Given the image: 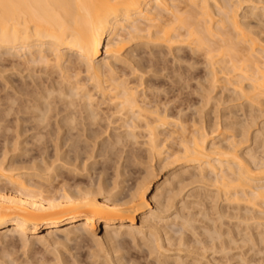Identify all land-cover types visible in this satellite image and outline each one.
<instances>
[{
  "label": "bare ground",
  "instance_id": "bare-ground-1",
  "mask_svg": "<svg viewBox=\"0 0 264 264\" xmlns=\"http://www.w3.org/2000/svg\"><path fill=\"white\" fill-rule=\"evenodd\" d=\"M139 46L146 47L147 51H153V54L147 52L150 54L149 58L143 59L142 56L136 58L134 54H131L132 47ZM183 47H188L190 54L182 53ZM156 52L163 57L154 61L150 56H154ZM167 55L171 56L172 64L180 63L182 60L193 67L198 63L200 66L203 65L206 69L203 74L207 80L204 78V83L209 82L207 84L210 87L207 88L212 91L215 90V83L218 80L223 79L226 82L234 80L239 84L235 83V86L232 84L231 91L235 96L238 95L236 97L241 96L237 99L245 97L246 99L255 98L253 101L248 100L251 103L257 101L260 98H257L259 95L264 97V0H0V91L4 92L3 95L0 93V101L3 97L9 105L7 109H2L0 105V113L2 112L0 130L5 131L3 137H0V139L3 138L2 144L0 143V243L5 244L6 249L12 248L18 240L26 246L34 240L53 241L56 244L58 243L56 236L61 233L66 237L73 234L74 237L82 240L89 239L99 244L103 242V239L114 240L119 233H126L128 236L132 235L135 241L134 238L143 233V225L146 224L148 239L145 240L144 235V239L141 240H145L146 244L142 245L148 246V253L154 255L159 264L170 263L172 239L168 228L166 227L167 231L165 227L162 229L163 225L159 223H166L169 220L176 222L179 218H183L180 222L186 223L184 226H187V223L191 224L188 219L180 216L181 213L179 214L184 208L179 207V210L176 206L175 198H178L177 194L181 192L173 194V190L170 191L171 184L167 183L169 192L167 195L163 194L160 200L158 197L160 195L155 192L160 191L162 186L154 182L156 175L152 173L153 171L150 173L147 171L140 181L133 187L127 186L124 192L126 187L121 183L126 180L118 179L122 173L118 168L123 164H119L120 167L117 166L116 177L111 182L102 176L104 172L102 170L98 173L100 176L93 180L90 171L93 172L95 169L94 158L97 156L93 149L99 143L107 144L103 145V148H109V150L105 148L103 150L102 145H99L102 152L107 150V154L112 152L113 155L115 151H118V149L112 151L117 144L123 145L124 147H121L123 149L128 144L133 146L134 143L141 142L142 145L148 146L149 154L155 158L162 155L165 147L175 146V151L164 154H168V158L173 157L174 162L182 159L190 165V168L193 166L194 169L196 166L198 169L194 170H198V173L195 171L199 174L197 176H200L201 181L207 180L208 186L211 184L215 187L213 188L217 194L214 193V195L217 198V195L219 199L223 197L222 200L231 206L244 205L250 212H248L250 221L246 222L252 223L254 219L255 224H259L261 220L259 216L264 213V155L255 156V149L253 153H250L252 148L245 152L242 150L244 154L241 155L239 149L243 138H238L242 140L238 143L235 141L236 137L228 136L221 139L222 141L220 140L218 144V141H213L218 132V129L217 131L215 129L217 126L214 127L215 124H206L201 116L200 121L194 116L190 122L189 119L185 117L186 121L183 115L182 118L177 113L178 117H174L171 105L168 104L169 100L166 101V98L161 100L162 97H157L159 95L156 98L152 97L153 99L148 98L143 88V91L140 90L142 93L139 94L137 86L142 85V76L136 77L134 73L139 72L144 61L153 66L156 65L154 63L166 62L168 59L165 60L164 56ZM6 56L10 58L15 56L25 63L43 66V74L47 75V78L44 77L46 80L42 78L43 75L40 76L41 74L37 76L35 74L37 78H40L38 80L37 78L35 80L34 74H26V81L27 75L32 80H29L30 83L24 80L21 83L22 77L19 75L20 83L18 84L19 81L16 83L9 74H5L6 71H11L7 70L8 64L6 68L5 64L8 63ZM14 62L11 63L10 69L20 68L21 64L18 66L15 62L14 65ZM27 66L26 70H29L31 66L29 64ZM119 67L127 69L129 67L130 73L127 75L121 72L123 69L119 70ZM41 69L43 68H40V72H42ZM175 71L173 70L172 73ZM186 71L188 72V69ZM177 73L172 76H175V80L179 82L184 73L183 75ZM81 74H84L85 78L83 76L82 78ZM125 74L127 76L133 74L135 78H140L139 83L134 82L136 86H132L133 81ZM52 75L56 79L54 76L52 78ZM186 76H184L185 79ZM244 80L248 81L247 86L240 85V82ZM15 102L17 108L13 109L16 106ZM99 102L111 105V110L114 111L106 116H115L116 119L113 120H118L116 122L118 125L113 126L115 127L113 129L123 128L122 131L117 132L112 129L114 132L111 131L113 134L110 135L108 128L113 120L109 121L108 126L104 122L106 127L101 124L100 127L98 126L100 121L98 113H101L98 110L101 108V105L98 106ZM8 109L15 111H13L15 114L12 113L16 115L13 119L14 126L10 123L11 119H8L10 116H8ZM24 114L27 115L23 116ZM28 114L33 115L27 118ZM49 120L53 123L50 124ZM184 121L189 124L185 125ZM1 122L7 125H2ZM25 122L35 123V125L31 128L30 123L26 127L22 125ZM8 123L13 127L11 128ZM215 123L217 124L216 121ZM245 128L243 127V130ZM30 130L33 132L35 130V133L27 134ZM245 133L243 131V134ZM103 134L105 137L102 136ZM257 135L255 134L256 137ZM246 139L245 141L248 140ZM28 143H33V146L38 144L36 145L39 146L38 155L18 158L17 154L20 150L27 153L28 148L22 145L27 146ZM49 146L52 147V153L48 152ZM123 150L121 151L124 152ZM121 151L119 150V154ZM262 151L264 150L261 149L260 152ZM137 155L139 154L133 156L129 154L135 161L140 157ZM102 157L104 158V155ZM120 157L122 159V156ZM172 160L166 162L169 164ZM126 163L124 166L128 165V163L125 165ZM207 174H211L213 178L207 177ZM197 176H195L196 179L193 178L195 182L198 181ZM193 179L189 180L194 181ZM207 182L201 183L207 184ZM153 188H155L154 195L148 199L147 193ZM178 190H180L179 187ZM149 201L156 203V210L153 211L149 207ZM211 201H213L212 198ZM212 204L216 205V203ZM259 207L262 209H257ZM215 211L213 210V213ZM243 211L246 212L245 209ZM146 212L148 215L140 219L141 226H135L139 215ZM173 212L176 214L171 218ZM232 213V216L235 215ZM238 214L240 213H237V219ZM226 215L227 213L224 216ZM245 215L248 216V214ZM227 216L225 218H229ZM246 218L243 217L242 220ZM256 221L259 222L256 223ZM240 222L244 225L243 221L240 220ZM250 223L249 226H251ZM63 226L66 228L63 229ZM181 227L183 229V226ZM161 229L164 230L165 238L162 237ZM101 230L104 233L102 237L98 235ZM256 230H258L257 227ZM43 231L44 235H41ZM113 233L115 236L112 235ZM182 237H179V243L176 242L178 245L183 244ZM202 245L203 248L206 246L201 244L197 248L201 249ZM179 247H175L176 250L178 248L179 253L178 257H175L174 264H186L187 259L183 260V257L188 258L192 253L191 258L202 256L200 252L189 250L186 246L183 249ZM186 250L187 254H185Z\"/></svg>",
  "mask_w": 264,
  "mask_h": 264
},
{
  "label": "rangeland",
  "instance_id": "rangeland-1",
  "mask_svg": "<svg viewBox=\"0 0 264 264\" xmlns=\"http://www.w3.org/2000/svg\"><path fill=\"white\" fill-rule=\"evenodd\" d=\"M132 50L133 51L131 52V54H134V56L136 58H139V57L141 58V56H142L143 59H145V58H149L150 54H148V53L153 54L152 53L153 51L149 52V51H147L148 49L146 47H143V46H139L137 48L132 47ZM182 50H183V52H182ZM182 50H180L182 53L190 54L188 47H183ZM162 52H164V51H162ZM178 53L180 55H184V54H182L180 52H178ZM70 56H72V55H70ZM74 56L72 58H74ZM155 56H157V57L159 56V57L157 58ZM102 57H103V55H102ZM150 57L153 58L152 60L155 61V60H158V59L160 60L161 59L160 57H163V56H162V54L160 56V54L159 53L157 54V52H156V54L154 56L151 55ZM164 58H165V60L168 59L169 61L167 60L164 63L158 61L159 64L158 63H154L156 65H153V66H152L151 63L148 62V64H147V61L146 62L144 61L143 62V66L140 67L139 72L141 70H143V71H141L140 73L136 72L137 75L134 73V75L136 77H138L139 75L143 77V75H144L143 78L141 77V79H142L141 83L143 82L142 85L141 86L139 85L140 87L137 86L139 94L142 93L143 90H145L144 94L148 98H152V97L156 98L157 95H159L157 97H160V98L162 97L161 100L166 98V101L169 100L168 104H169V106L171 105V108H172L171 112H172V116H174V117H176L177 114H178V116L181 115V117L183 115L184 119L186 117V119L187 120L189 119L188 121L190 122V120L193 119L194 116H195V119L200 121L201 120L200 116H201V118H203L202 120L204 122H206V124H209V125L210 124H212V125L215 124L214 127L217 126V127H215V129H216V131L218 129V132H217V134L215 136V139H213V141H218V144H219V142L222 141L221 139H223L224 137H228L229 136V138H232V136H233V138L236 137L235 138L236 140L235 139H233V140L238 141V143H240L243 140L242 143H240L241 144V146H240L241 148L238 146V148H240L239 152H240L241 155H243L244 152L247 149H251V148H252L251 149L252 151L250 153H253L255 151V156L258 155V157H261V156L264 155V151H262L263 153L260 152L261 149L264 150V147L262 146V145H264V97L262 95H259L258 97L256 95L257 98L260 97L261 99L260 98L259 99L256 98L257 101L255 100V102H252V103L250 101H253L255 98L254 99H246L245 97H242L243 99L242 98L237 99V98H239L241 96L236 97L238 95L235 96L234 93L231 91L232 90V86L231 85L233 84V86H235L234 84L236 82H234V80L233 81L231 80L234 83L229 82V81L226 82L223 79H220V81L218 80L219 82L217 81L215 83L216 84V87L214 88L215 90L212 91L211 89L207 88V87H210L208 85L209 82H205L204 83L205 74H203V73L206 72L205 71L206 69H205V67L203 65L200 66V64L198 63V64L195 65V66H197L196 69H195V66L194 67L190 66V65L186 64L185 61H182V60H181L182 62L180 61V63L172 64L170 55L164 56ZM7 59H8V63L5 62L6 63L5 64L6 68H8L7 66L9 65V68L7 70H11V71H13V73H10L11 71H6L5 70L6 71L5 74L6 75L9 74L10 77L16 83H17V81H19L18 84L20 83V80H18V78H21V77L25 78V79L21 78V80H22L21 83L26 81V74H30V75L34 74V76H35V74H36V76H37V74L38 75L41 74L40 76L43 75V77H42L43 79H45L44 77L47 78V75L45 73H44L45 75L43 74L44 67L43 66L41 67V65H38V64L31 65L32 63H25V62H23L22 59L20 60V58L18 59L15 56H14V58H13V56L11 58L7 57ZM14 61L16 63H18V66L21 64L20 68L17 66L18 68H14L13 70L10 69L11 63L13 64ZM15 62H14V65L16 64ZM23 64H25L26 66L23 65ZM27 64H29L31 66V67H29L30 71L28 69L26 70V68H28ZM24 66H25V69H24ZM184 66H185V68H184ZM32 67L34 68L35 72H33L34 70H33ZM120 67H121V65H120ZM120 67H119V70L123 69L121 72L126 73V74L130 73L129 70H131V69L129 67H128V69L126 67H124V68H120ZM31 68H32L33 71L31 70ZM40 68H43V70L41 69L42 72H40ZM16 69H17V71H16ZM19 69H21V70L24 69L23 71H25V72L22 71L23 72L22 73ZM37 69H38V71H37ZM185 69L186 70L188 69V72H190V73H188ZM203 69H204V71H203ZM173 70L174 71L176 70L181 75H183L182 73H184V76L187 75L186 76L187 78L185 79V77L183 76V78L181 79L182 81L178 79L179 80V82H178L177 79L175 80L176 77L174 76L175 77L174 78L172 76V75L177 73L175 71V73L173 72L174 73L173 74L172 73ZM19 72L22 73V74H20ZM141 73H143V75H141ZM126 74H125V76L128 75V74L127 75ZM18 75L21 76V77H19ZM134 75L133 74L129 75V76H127V78L131 79V81H133V83L135 82L136 84H138L139 81H140L139 80L140 78H135ZM188 75H190V77ZM36 76L34 77L35 80L37 78ZM40 76H38V77H40ZM53 76L54 75H52L51 77L53 78ZM82 76L85 78L84 74H81V77ZM131 76H134V77H131ZM54 78H55V76H54ZM133 78L138 80V81L132 80ZM38 79H40V78H37V80ZM171 79H172V81L174 83H172ZM183 79H184V81H183ZM29 80H31V78L30 77L28 78V75H27V81L26 82L30 83ZM205 80H206V78H205ZM145 82H146V84H144ZM241 82H240L241 86L242 85L243 86L244 85L247 86L248 81L244 80V81H241ZM133 83H131L132 86H136V84L134 83L135 85H133ZM149 83H150L151 87H150ZM238 84L239 83H236V85H238ZM197 86L199 88H197ZM142 88H143V90H142ZM207 89H209V90H207ZM140 90H142V91H140ZM196 90H198V91H196ZM209 92H210L211 96H210ZM0 93L2 95L4 94V92H1V91H0ZM1 94H0V96H1ZM229 94H231V96ZM207 95H209L210 99L207 98ZM231 97H232V99H231ZM1 100L2 101H0L1 102L0 105H2L1 106L2 109L9 106L7 104V101L3 97H2ZM248 100H250V101H248ZM14 104L16 106L13 105V106H15V107H13V109L17 108L16 102ZM58 104L60 105L61 103H58ZM106 104H108V103L99 102L98 106L101 105L100 106L101 108H99L97 106L99 108L98 110L101 112V113L97 112L99 114L98 117H99L100 121H103L105 119L101 123H100V121H98L99 122V125H98L99 127H100V124L103 125L104 127H106L105 123L107 125V124H109V121H111L113 119L114 120L116 119L115 116H113L114 118L111 117V116H106V115H111V113L114 111V110L113 111L111 110L112 109L111 105H109V104L106 105ZM250 105H252V106L249 107ZM9 110L10 109H8L7 112H8V116L9 115L10 116H9V118L8 117H6V118H8L9 120L11 119L10 123H12V125L14 126V123H13L14 120L13 119H15L16 115H13V114H15L14 113L15 111L13 110L14 111L13 112L12 109H11L10 110L11 113H10ZM101 110H103V111H101ZM179 110H181V111H179ZM251 112H252V114H251ZM102 114H103V116H102ZM26 115L24 114L23 116H26ZM30 115H33V114H28L27 118ZM254 116H255V118H254ZM196 117H198V118H196ZM107 118H108V120H107ZM51 120L53 121V119H51ZM51 120H49L50 124L53 123ZM114 120H113V123H112L113 125L109 124L108 130L110 132L114 130L113 128H115L116 125H118L116 123V122H118V120H116V121H114ZM215 121L217 122V124L215 123ZM253 121H254V124H253ZM28 122H25L22 125L28 127V125H30V123L32 121L29 124H28ZM189 122L188 123L185 122V125H186V123L188 125ZM114 123H115V125H114ZM225 123L227 124V126L229 125L231 127V129H227V128H230V127L229 126L227 127ZM1 124L2 125L3 124L7 125L6 123H3V122H1ZM8 125L11 126V124H9V123H8ZM34 125H35V123H31V125L29 127H31V126L33 127ZM243 125H245V126H243ZM248 125L250 126V128H249ZM13 126H11V128ZM95 126H97V125H95ZM103 126H101V127L104 128ZM113 126H115V127H113ZM225 127H227V128H225ZM239 127H241V129ZM243 127L244 128L247 127V128H245L243 130ZM122 130H123V128H117L114 131L120 132ZM1 131H2V135H1ZM216 131H215V133H216ZM243 131H244V133L245 132L246 133L243 134ZM4 132L5 131H3V129L0 130V137H3ZM31 132H33V131L30 130V132L27 133V134H31ZM33 133H35V130H34ZM232 133H234V134H232ZM112 134L113 133L111 132L110 135H112ZM255 134L256 135L258 134L257 137L255 136ZM241 135H242V137H241ZM102 136L105 137L104 134ZM238 138H243V139L241 140V139H238ZM255 138L258 141H256ZM2 139L3 138L0 139V143L1 144H2ZM245 139L247 141H245ZM253 139H254V141H253ZM230 140H232V139H230ZM139 141H141V140H139ZM1 144H0V148H1ZM28 144H30V143H28ZM28 144H27V146L26 145H22L26 149L27 148L29 149V150L27 149V153H25L24 150L23 151L20 150L18 152L19 154H17L18 158H21V159L30 158V155H32L33 157L38 155L39 146H36L38 144H35L34 146H33V143H31L30 145H28ZM99 145L101 146L102 143H99ZM99 145L98 146L97 145L94 146V149H93L94 150V154L97 153L96 154L97 156H95V158H94V161H96V162H95V165L93 167L95 169H94L93 172H92V170L90 171L93 180H96L98 178V175H99L98 173L104 171V172H102L103 173L102 176L106 177L108 179V181L111 182V180L115 179V177H116L115 169L117 170V166L120 167V165L123 164L122 167L118 168L120 170V172L122 171L121 176L118 177V179L121 178L123 181L126 180V181L123 182L124 184L121 183V185L126 187L124 192H126V190L128 188L127 186H130V187L132 186L133 187L138 181H140V179H142L144 177V175L147 173V171H149L148 173H150V171L151 172L153 171L152 173L154 175H156V177L154 176V182H156V184H161V186L163 187V188L160 187L161 188L160 191H157V192H155V188H153L149 193H147V198L148 199H150L151 196L154 195V192L161 196V197L158 196L159 199L160 198L162 199L163 196H164L163 194H165V195L168 194L169 185L170 184H171L170 185V191L173 190L172 191L173 194H175V193L177 194L179 191L181 192L179 194H181L182 196L181 195L179 196V194H177L178 198H175L176 206H177V209H179V210H180V208H184V209L181 210V212H179V210H178V212H179V214L181 213L180 216H183L184 219H188V221L191 222V224L187 223V226H184L186 223L182 224L183 221L180 222V219L183 220V218H179L178 220H176V222H173V221L169 220L171 222L167 221L166 223L165 222H163V223L160 222L159 223V225H161V226L163 225L162 229H164V227H165V230L167 231V228H168V230H169L168 233H169L171 239L174 241V243H173V241L171 240V243L173 244V246L171 245V248H172L171 249V260L169 261L171 264H174L176 258L178 257V253H179V252H177L178 248L176 250L175 247H179V246H181L179 248H182V249H183V247L186 246L187 249H189V250L191 249L192 251L195 250L194 252H197V253L200 252L199 254L204 256V257L198 256L197 258H191L190 256L193 255V253H192L188 258L187 257H183V260L187 259L186 260V264H193L194 262H195V264H264V240H263L264 239L263 238L264 237V235H263L264 234V229H262V228H264V225H262V224H264V220L262 221V218H264V213L259 216V217H261V218H259V219H261V220H259L260 222L256 221V223L259 222L260 225L259 224H255V222H254L255 220L254 219H253V222H254L253 223L252 219H251L252 223H250V222L249 223H250V225L252 227L249 226V223H247L246 221L247 220L250 221V219H248L249 216H250V214H249L250 212H249V210L246 207H244V205H239L241 207L235 206V205L231 206V204L229 205V204H227V202L225 200L224 201L226 203L222 200L223 197L221 198V196H220L221 199H219V195H217L218 196V198H217L216 195H214V193L217 194L216 190L214 189L215 187L213 185L211 186V184H210V186H208L209 184H208L207 180L206 181H203V180L201 181L200 176H197V175H199V174H197L198 170H194L195 168L198 169L196 166H194V169H193V166H191V168H190V165L186 164L184 162V160L181 159V160H176L174 162V158L173 157H171V158L169 157L168 158L167 157L168 154H164V153H167L168 151H170V152L172 150L175 151L174 150L175 146H171L172 148L171 147H167L169 149H167L165 147L164 150H163L162 155H160L161 157L160 156L158 157V158H160L158 160L157 157L155 158V157H153L152 155L149 154L148 146H146L144 144L142 145L141 142H138V144L134 143L133 146H130V144H128L129 147L126 145L125 148H123L124 150L121 148V147H124L123 145L120 146V144L119 145L117 144L112 151L114 152L117 149H118V151L117 152L115 151L113 155H112L111 151H110L111 153L109 152L110 154L106 153L107 150H109L108 147H104L107 150L102 152L101 148L104 150L103 145H107V144H103L101 148L99 147ZM118 146H120V147H118ZM165 146H170V145H165ZM119 150L120 151L123 150L124 152L121 151L122 153L120 152V154H119ZM126 151H128V152L126 153ZM48 152L52 153V147L51 146L48 147ZM101 153L104 155V158L102 157L103 155ZM137 153L139 154L137 156H140V157H139L138 160L136 159V161H135L130 156L131 155L132 156L136 155ZM0 154H1V152H0ZM98 154H100L101 156L98 155ZM129 154H130V156H129ZM108 155H110L111 157L110 156L108 157ZM120 156H122V159H124V160H122ZM119 157H120V159L122 161L119 159ZM108 159H110V160H108ZM170 159L171 160L173 159V160L170 161L171 163L168 164L167 162ZM125 160H127L126 162L128 163V165L130 167L127 165ZM89 161L91 162L92 160L90 159ZM134 161H135V163H133ZM116 162H118V163L116 164ZM123 162L126 163L125 165H127L128 167L124 166ZM130 163H132V164H130ZM163 164H166V165L164 166ZM124 170L126 172H124ZM188 170L191 173H189ZM195 171H197V173ZM183 173L184 174L186 173L185 176H184ZM194 173H196V174H194ZM179 175H180V177H179ZM194 175L198 177L197 178L198 181H196V182H195L196 178H195ZM208 176H210V178L212 177L211 174L210 175L207 174V177ZM173 177H174V179H173ZM181 177L182 178L184 177L185 180H184V178L182 179ZM190 178L191 179L195 178V179H193L194 181H192V180H189ZM85 179H88V178L85 177ZM171 179H173V181H171ZM180 180H181V182H180ZM199 180L201 182H207V184L206 183H201V182H199ZM170 181L172 183H170ZM177 182L180 185L181 184L182 185L180 186ZM167 187H168V189H167ZM178 187H179L180 190H178ZM180 187H182V188H180ZM166 189H167V191H166ZM175 189L178 190V191H176ZM204 190H205V194H204ZM206 193L207 194L209 193V194L207 195ZM177 195H176V197H177ZM202 195H205V196H202ZM214 196H215V199H213ZM203 197H205V198H203ZM208 197H210V199H208ZM211 198H212L213 201H211ZM182 199L184 200L185 204H184ZM180 200H181V203L183 202L182 205L184 204V206L181 205ZM149 203H150L149 207L153 211L156 210V207H155L156 203L154 204L153 201H149ZM201 203H202V205H201ZM212 203H216V205H213ZM210 204H212V205H210ZM214 206H215V208H214ZM221 206H222V208H221ZM210 207H212V208H210ZM218 207H220V208H218ZM208 208H209V212L211 211L210 213L208 212ZM206 209H207V211H206ZM243 209H245V211L246 210H248V211H246V212L243 211L242 212ZM257 209H262V208L259 207ZM213 210L214 211L216 210L215 211L216 213L215 212L213 213ZM171 211H173V209H171ZM200 211H202L203 213L200 212ZM257 211H256V213H257ZM230 212L231 213L233 212L232 214L235 213V215L232 216ZM236 212L240 213V214H238V216H239L238 219L243 221L244 225H243V223L241 224L240 220L237 219V216H236L237 213ZM241 212H242V214L243 213L244 214H248V216L247 215L244 216V214L242 215ZM258 212L260 213V211H258ZM147 213L148 212L139 215L138 220L135 221V226H137V227H139V225L141 226V224H140L141 220L140 219H142V217H144L145 215H148ZM226 213L228 215V216L227 215L226 216L229 217V218H225L226 216H224V215ZM175 214L176 213L173 212V214L171 215V218ZM204 214H205L206 217L203 216ZM217 215L218 216L220 215L219 216L220 220L218 219ZM241 215H242V217H241ZM187 216H188V218H187ZM232 217H234V218H232ZM243 217L244 218L247 217V218L242 220ZM234 220H238L239 222L238 221H234ZM221 222H223V223H221ZM144 225H143V230H142L143 233H141L138 236L135 235L136 236L134 238L135 241H133L132 235L128 236V235H126V233H122V234L119 233L118 236L116 235L115 238L113 237L114 240L113 239L112 240H104L103 239V242L101 241L100 244L91 242L89 239L82 240L79 237H74L73 234H71L69 236L67 235V237H66L65 235H63V233H61V234H59V236L57 234V236H56L57 238L55 237L56 241H58V243H56V244L53 243V241H51V242L50 241L49 242L48 241L41 242V241H38V240H34L32 243L27 244V246H26V245L23 244V242L20 243L19 240H18V242L16 244H14L15 247H14V245H12V248L9 249V247H7V249H6L5 244L0 243V264H106V263L107 264H110V263L111 264H132V263L133 264H159L157 259H155L156 257L154 255L152 256V255H150L148 253V249H147L148 246L142 245L143 243L146 244L145 240L148 239V237L146 235L148 232H147V229H145V227L146 228H148V227H147L146 224H144ZM180 225L183 226V229H182V227ZM190 225H191V228H190ZM247 225H248L249 228L247 227ZM255 226L258 228V230H256ZM64 228H66V226H63V229ZM245 228H247V230H245ZM162 229H161V233L163 234L164 230L162 231ZM229 230H231L232 232L230 231V233H228ZM262 230H263V233H262ZM238 231H239V234H238ZM258 231H260L259 234H258ZM111 233H112V231H111ZM103 234L104 233H103L102 230L98 233V235H100L101 237L103 236ZM41 235H44V231H43V233H41ZM112 235H114V233ZM181 235L185 236L186 238L182 237ZM143 236H144V238H146L144 240L145 242L143 240H141L143 238ZM164 236H165V234H163L162 237H164ZM258 236L262 240L259 239ZM179 237H182V238L185 239V240L182 239L183 240L182 242H183L184 245L183 244L182 245L181 244L180 245L177 244L180 241ZM251 239H252V241H251ZM186 240L188 241V244H187ZM54 241H55V239H54ZM59 241H60V243H59ZM198 241H199V243H198ZM200 241H201V244H205L206 245V246L204 245L205 246L204 248H203V245H202V248H201L202 250L200 248L199 249L197 248V247L201 246ZM221 241H222V243H221ZM231 241H233V242H231ZM51 243H53L54 245L51 244ZM199 244H200V246H199ZM120 245H122V247ZM187 245H189V246L187 247ZM251 245H253L254 247L253 246L251 247ZM223 247H224V249H223ZM102 249H103V252H101ZM203 249L204 250L206 249V250L203 251ZM201 251L203 252L204 255L202 254ZM104 252H106V253H104ZM183 253H185V252H183ZM185 254H187V250H186ZM108 257L109 258L111 257V259H109L111 261H109L107 259ZM103 259H105V261ZM187 262H189V263H187Z\"/></svg>",
  "mask_w": 264,
  "mask_h": 264
}]
</instances>
